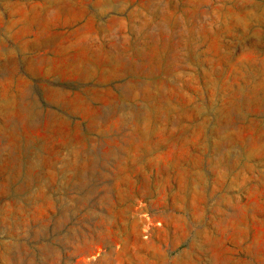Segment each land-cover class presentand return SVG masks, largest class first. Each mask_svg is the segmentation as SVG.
I'll return each instance as SVG.
<instances>
[{"label":"rangeland","instance_id":"rangeland-1","mask_svg":"<svg viewBox=\"0 0 264 264\" xmlns=\"http://www.w3.org/2000/svg\"><path fill=\"white\" fill-rule=\"evenodd\" d=\"M0 264H264V0H0Z\"/></svg>","mask_w":264,"mask_h":264},{"label":"bare ground","instance_id":"bare-ground-1","mask_svg":"<svg viewBox=\"0 0 264 264\" xmlns=\"http://www.w3.org/2000/svg\"><path fill=\"white\" fill-rule=\"evenodd\" d=\"M57 63V62H56ZM54 91V90H53ZM53 91H49V94L51 95H56V96H65V94L63 92H56V93H53ZM51 97V96H50ZM63 100V98H62ZM61 101V100H59ZM21 110V111H20ZM17 111H20V112H23L25 113L24 115L28 114V115H33V114H37V106H36V103L31 99H29L28 101H25V102H21L19 105H18V108H17ZM20 114V113H18ZM45 118V117H44ZM93 121V120H92ZM25 122V121H24ZM28 122V121H26ZM48 123V122H47ZM54 124V122L52 123ZM23 125V123H22ZM46 125V124H45ZM45 130V129H44ZM11 142V141H10ZM15 193V192H14Z\"/></svg>","mask_w":264,"mask_h":264}]
</instances>
